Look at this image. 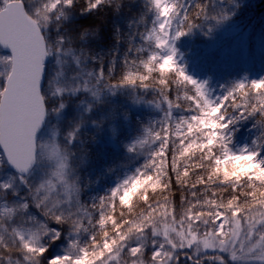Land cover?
<instances>
[{
  "label": "snow or ice",
  "instance_id": "snow-or-ice-1",
  "mask_svg": "<svg viewBox=\"0 0 264 264\" xmlns=\"http://www.w3.org/2000/svg\"><path fill=\"white\" fill-rule=\"evenodd\" d=\"M77 3L78 0H42L41 6L35 7L30 5L28 0H18V3H13V0H0V169L5 166L13 169L6 181L0 180V249L7 248L3 235L7 231L21 250V258L15 261L10 256L6 258L0 255V264H80L81 261H87L88 264H121L120 257L125 253L128 259L124 264H145V256L150 264H204L205 258L210 260L211 264H264V196L259 195L264 191V178L258 179L255 173H250L228 179L218 171L220 161L226 157L237 159L248 155H251V162L258 166V170H264V158H260L261 151H264V132L252 142L251 148H244L235 153L225 150L226 147L230 148L229 133L232 126L245 118H253L254 124L264 121V100L249 103L237 95L238 91L244 92L249 87L255 89L256 83H261L264 88V78L234 83L226 90L228 98L218 97L215 101L209 98L204 84L196 81L193 87L205 99L200 102V107L194 105L195 112L184 115L185 121L176 126L175 134L169 131L171 124L165 127V122L176 115L171 110L169 97L166 101L165 116L160 121L153 122L154 126L144 128L136 137L126 142L125 150L132 156L140 155L144 161L143 165L137 167L131 176H126L118 182L116 187L110 190L107 201L100 199L97 203L96 199L91 200V208L89 203L80 199L78 190L70 183V160L66 152L62 153L58 148L53 149L47 164L43 163L42 150L46 146H41L40 149L36 147L35 134L47 115L50 103L58 110H64L66 105L63 101L66 96L79 97L89 92L96 96L98 93L95 89L104 86L105 68L108 70L109 79L116 71L115 57L107 66L102 59L97 61L92 57L91 62L99 66L86 71L84 79L81 80L78 73L82 71L84 63H87L86 55L84 61L81 60L80 54L85 53V48L81 47L80 54L73 55V71L58 72L55 82L47 80L48 86L45 87V61L51 58L55 59L58 65L61 64V57L66 55L65 48L69 43L63 35H59L56 41L59 50L50 52L44 35L47 25L55 20L59 32L61 21L65 24L76 23L75 16L70 13ZM227 3L231 4L232 0H227ZM185 5L188 6L187 9ZM99 6L94 0H85L80 14L93 12ZM152 6L156 11L152 26L140 36L139 44H136L135 37L129 38V47L120 60L122 67L136 63V58L140 57L138 62L141 67L150 71L151 65L148 62H158V58L170 54L168 46L161 49L157 45L165 39L159 30L161 24L169 37L173 35L170 24L166 21H171L172 14L176 11L175 0H152ZM193 7L197 5L184 0L180 5L184 18H187V11ZM161 8L170 9L171 12L168 16H161ZM214 8V0H208L207 4L199 6L197 18L202 15L204 21L217 24L228 19L223 8L218 12L213 11ZM34 18H38L35 24L31 23ZM40 21L45 27L40 26ZM182 26L183 21L177 27ZM200 28H204V25L201 24ZM156 36H159V40ZM80 39L87 45L83 33ZM173 42L172 39L168 41L172 52ZM119 44L117 39L114 42L117 51ZM133 45H136L134 51ZM186 77L185 75V79ZM134 79L143 80L144 77L127 69L121 75V81L131 82ZM197 84L199 87H196ZM111 94H117L115 85ZM260 95L259 92L255 93L257 98ZM196 99L199 100V97ZM221 99L224 100L223 104H219ZM236 101L241 102L233 110L229 105ZM134 103L138 104L140 101L136 100ZM205 104L208 105L207 111L219 104V112L214 117L220 125H224L222 131L217 129V140L214 142L219 144V152L215 146H208V137L193 127L194 120L204 118L200 109ZM155 107L157 110L161 108L159 104ZM226 111L230 115H224ZM221 116L223 119H220ZM157 126L164 133L163 138L160 132L156 131ZM78 131L79 128L70 132L65 144H75ZM172 140L176 143H171ZM182 140L185 142L180 143ZM193 140V147L204 149L201 157L210 167L208 176L199 177L198 183L193 185V189H201L199 195L205 198L197 199V192L190 191L189 196L192 199L188 201V206L179 219L175 216L174 200L171 225L163 227L146 224L143 216L122 221L120 226H116L112 212L111 223L116 227V231L111 237L105 233L103 241L97 244L95 234L88 232L89 226L103 231L109 222V211H106V208L114 210L117 203H120L122 208L130 209L135 196L127 205H124L120 198L134 185L140 184L148 176H153L158 160L165 166L164 174L169 176L168 187H173L175 181V187L181 188L182 177L189 176L190 172L187 165L181 168L177 163L176 148L179 147L183 153ZM150 141L148 154L141 155ZM41 168L43 173L40 172L39 179L31 181L30 177ZM213 177L219 178V191L230 192V196L226 198L224 195H217L218 190L212 187ZM204 186L211 190L208 191ZM245 187L248 188L246 193L243 191ZM183 188H187L186 183ZM74 191L77 193L75 197ZM241 196L245 197L243 203ZM50 201L54 202L50 204ZM186 201L187 197H180L182 207ZM145 205L149 209L150 217L155 209L147 203L146 196ZM159 207L157 204L156 208ZM32 209H45L53 221L51 224L66 229V233L50 227L44 219H38ZM21 217L23 227L28 228V231L22 230V226L17 223ZM33 223L37 225L36 230H31ZM81 233L95 246L81 247L76 256L64 250L62 255L51 259L46 257V244L66 235L67 245L71 242L72 245L78 246ZM158 238L160 243H157ZM209 252L212 254L209 255Z\"/></svg>",
  "mask_w": 264,
  "mask_h": 264
},
{
  "label": "trees",
  "instance_id": "trees-1",
  "mask_svg": "<svg viewBox=\"0 0 264 264\" xmlns=\"http://www.w3.org/2000/svg\"><path fill=\"white\" fill-rule=\"evenodd\" d=\"M30 5L40 7L42 0H28ZM85 0H78V3L71 10L70 15L75 16L76 23L65 24L60 22V31L57 32V23L55 20L50 25H47V31L44 33L48 43L54 46L59 35H63L69 41L65 49H69L73 54H80L79 49L85 48V53L80 54L82 62L84 57H87V63H84L85 71L98 67V64L91 62L92 57L97 61L103 60L105 66L115 57L117 61L116 71L109 79L108 70L105 68L104 86L95 89L98 93L93 96L91 92L82 96L89 105L87 118L79 122L77 128L79 131L76 134V143L69 146L68 154L70 160V180L75 189L78 190V195L83 202L89 203L91 208V200L96 199L99 203L100 199L107 201L110 190L116 187L117 183L122 181L126 176H131L137 167L143 165L144 161L140 155L132 156L126 150V142L132 137H136L144 128L154 126L153 122L160 121L167 111L166 101L171 97V110L176 115L172 116L170 121L165 122V127L171 124L169 131L173 134L177 131V125L185 121V116L188 112H195L196 107H200V102L205 99L200 93L195 91L193 84L197 81L205 86L210 99L215 101L218 97L228 98L226 90L233 86L234 83L241 81H257L264 78V40L263 47L259 49L257 62H252L249 67H244L240 63L227 65L221 64V71L217 68L213 69L208 53H205V60L197 65V62H191L194 48L205 49L208 47L209 35L217 34V26L227 20H231L243 26L251 23L252 27L264 24V0H232V3H227V0H214L215 8L213 11H219L223 8L224 14L228 19L220 22L204 21L201 15L197 18L198 8L202 4H207L208 0H188L189 4H195L187 11V18H184L180 5L184 0H175L176 11L172 14L171 21H166L170 24V31L173 33L171 37L168 32L164 31V25L159 26L161 34L165 37L157 45L161 49L168 46L169 39L174 40L173 45L176 52L158 58V62H148L151 65L150 71H145L139 64L140 57H137L136 63H129L126 66H121L120 60L125 56V50L129 47V38L135 37L136 44L140 43V36L146 33L151 28L152 20L156 15L155 8L152 6V0H94L100 4L93 12L80 14V10L84 6ZM187 5L185 8L187 9ZM170 9L161 8L160 15L168 16ZM215 14V13H214ZM183 21V26H177ZM203 24L204 28H200ZM191 25V27H190ZM43 27H45L43 23ZM119 29V31H117ZM210 29V30H209ZM84 34V40L87 45H84L80 39L81 34ZM183 34V35H182ZM159 40V36L155 37ZM120 41L118 51L114 48V42ZM133 51L136 45H133ZM181 51V56L177 57V51ZM194 51V50H193ZM176 62H175V60ZM143 75L144 79H134L131 82L121 81V75L125 70ZM216 70V79L210 81L213 71ZM185 75L187 76L185 79ZM123 84V86H121ZM113 85H115L116 95H112ZM94 87V86H93ZM196 87H199L197 84ZM147 89V91H144ZM259 92V98L255 93ZM91 93V94H90ZM252 93V95H249ZM244 102H260L264 100V88L261 83H256L255 89L248 88L244 92H237ZM199 97V100L196 99ZM139 100L140 103H134ZM241 101H236L229 106L234 110ZM221 99L219 104H223ZM161 106L160 110L156 109V105ZM219 104L212 110L207 111L208 105H204L200 111L204 118L198 121H193V127L197 132L208 137L207 145L215 146L217 151H220L219 144H215L217 140V129L223 130L224 125H220L219 121L214 119L219 112ZM148 105H151L148 106ZM194 105L196 107H194ZM224 115H230L225 112ZM223 119V116L220 117ZM156 131L160 132L161 138L164 133L157 126ZM264 132V121L254 124L253 118H245L232 126L229 133L231 140L229 147L225 150L233 153L244 149L251 148L252 142ZM185 141H180L184 143ZM175 144L176 141L172 140ZM195 140L188 144L183 153L179 147L176 148L177 163L181 168L187 165L190 172L189 176L182 177L181 188H169V176L164 174V165L161 161H157V169L153 176H148L140 184L134 185L124 196L120 198L124 205L135 196L130 209L122 208L120 203L116 204L114 210H109V222L103 231L94 229L89 226V234H95L96 243L103 241L105 233L111 237L115 231L111 223L113 218L111 213L114 212V220L116 226H120L122 221L138 219L144 217L146 224H155L160 227L163 224H170L172 220L171 209L175 200V216L179 219L185 212L188 201L192 198L189 192L195 190L197 199L203 200L205 197L199 195L201 189H193V185L198 183V178L201 176L207 177L210 171L209 164L205 163V159L201 157L202 147H193ZM149 145L145 147V151L141 155H147ZM172 153H169L171 155ZM260 158H264V151H261ZM251 155L240 156L237 159L226 157L220 161L218 171L225 178L232 179L255 173L256 177L264 178V170H258V166L251 162ZM170 174V173H169ZM187 184V188H183V184ZM208 188V186H204ZM212 187H215L217 195H224L226 198L231 195L230 192L219 191V178L213 177ZM138 190H141L138 192ZM211 188H208L210 191ZM205 192V195L208 194ZM243 191L248 192L245 187ZM74 197L77 193L74 191ZM259 195L264 196V191ZM145 196L147 203L151 205L155 211L148 215L149 209L145 205ZM187 197L185 205L182 207L180 197ZM245 201V197L241 196V202ZM159 204L160 207L156 208ZM167 213V216H165ZM42 214L48 224L52 228H58L62 233H66V229L60 226L51 224L53 221L47 215L46 211ZM68 227V225H65ZM150 232L148 240L150 239ZM80 243L78 246L72 245L71 242L67 245L68 240L66 235L53 243L46 244L48 251L46 257H52L63 254V251H68L73 256L78 254L81 247L89 248L95 245L90 244L84 234L79 237ZM212 253L209 252V255ZM0 255L12 257L13 261L21 258V250L14 242H7L6 249H0ZM122 261L127 260V254H123ZM55 264V262H54ZM80 264H88L87 261H81ZM204 264H211L210 260L204 259Z\"/></svg>",
  "mask_w": 264,
  "mask_h": 264
},
{
  "label": "rangeland",
  "instance_id": "rangeland-1",
  "mask_svg": "<svg viewBox=\"0 0 264 264\" xmlns=\"http://www.w3.org/2000/svg\"><path fill=\"white\" fill-rule=\"evenodd\" d=\"M38 20V18H34ZM43 23L40 21V24ZM221 25V26H220ZM217 26H220L217 29V34L214 33L209 35V43L208 47L205 49L194 48L192 50L193 56L191 62H197V65H200L203 60H205V53H208L210 57V62L213 66V69L217 68L221 64L232 65L240 63V65L244 67H249L252 62H257L256 57L258 55L259 49L263 47L264 40V24L259 23V25L252 27L251 23L249 25L243 26L242 24H237L231 20H227L224 23H220ZM50 52H57L59 49L54 46L47 44ZM172 47L175 51L174 45ZM170 54L171 46L168 45ZM2 52V50H0ZM66 55L61 57V64H57L55 59L49 58L46 63V75L44 80L45 87L48 86V81L55 82L57 78V74L60 71L63 72H71L72 63H73V52L69 49H65ZM7 54V53H3ZM181 56V51H177V57ZM221 71L218 69V71ZM86 71L82 69L80 73H78L79 78L84 79V73ZM217 73L216 70L213 71L212 76L209 78L210 81L216 79ZM215 81V80H214ZM91 94V93H90ZM84 96V95H83ZM79 97H71L66 96L64 98V103L66 105L64 110H58L55 105H49L47 110V116L45 117V122L37 135V148L40 149L41 146H46L42 150L43 163L47 164L49 154L53 149L58 148V150L62 153L66 152L68 155V147L65 144V139L70 132H74L77 129V125L79 122L84 121L87 118V113L89 111V105L83 99ZM69 158V155H68ZM40 172L43 173V168L37 169L34 174L30 177L31 181H35L39 179ZM13 171L5 166L0 169V180L6 181L11 175ZM68 176L70 177V172L68 169ZM70 183L72 184L71 180ZM73 185V184H72ZM63 188V186H61ZM55 200V198H54ZM54 201H50L49 203H53ZM47 207V206H46ZM45 209H32L33 214L38 219H44L42 211ZM46 221V220H45ZM47 222V221H46ZM18 224L22 226V230L28 231L29 229L23 227V217L18 218ZM170 224H163V226H169ZM37 225L33 223L31 225V230H36ZM51 227V226H50ZM6 242H14L12 240L11 234L7 231L3 233ZM151 241V233H150ZM175 239V237H173ZM157 243H160L159 238L157 239ZM128 259V257H127ZM121 264H124L125 261H122V257H120ZM145 264H150L148 257H144Z\"/></svg>",
  "mask_w": 264,
  "mask_h": 264
},
{
  "label": "water",
  "instance_id": "water-1",
  "mask_svg": "<svg viewBox=\"0 0 264 264\" xmlns=\"http://www.w3.org/2000/svg\"><path fill=\"white\" fill-rule=\"evenodd\" d=\"M13 3H18V0H13ZM31 23L35 24L36 22H35L34 19H32ZM45 62H46V61H45ZM43 123H44V121L42 122L41 127H42ZM41 127H40V128H41ZM40 128H39V129H40ZM39 129H37V132L39 131ZM37 132H36V134H35V143H36V135H37ZM10 168H11V167H10ZM11 169H12V168H11ZM12 170H13V169H12Z\"/></svg>",
  "mask_w": 264,
  "mask_h": 264
}]
</instances>
